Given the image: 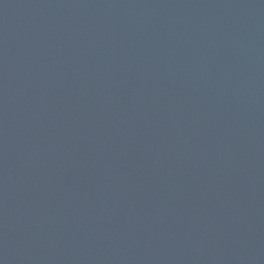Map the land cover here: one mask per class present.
<instances>
[{
    "label": "water",
    "instance_id": "obj_1",
    "mask_svg": "<svg viewBox=\"0 0 264 264\" xmlns=\"http://www.w3.org/2000/svg\"><path fill=\"white\" fill-rule=\"evenodd\" d=\"M0 264H264V0H0Z\"/></svg>",
    "mask_w": 264,
    "mask_h": 264
}]
</instances>
